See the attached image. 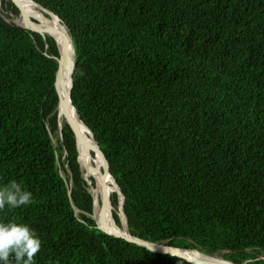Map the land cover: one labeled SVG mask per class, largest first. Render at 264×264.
<instances>
[{
  "label": "trees",
  "instance_id": "16d2710c",
  "mask_svg": "<svg viewBox=\"0 0 264 264\" xmlns=\"http://www.w3.org/2000/svg\"><path fill=\"white\" fill-rule=\"evenodd\" d=\"M35 1L72 34V101L112 162L131 233L264 264V0ZM2 7L0 184L22 181L34 202L0 218L36 230L38 264H199L97 227L67 123L59 138L58 64Z\"/></svg>",
  "mask_w": 264,
  "mask_h": 264
},
{
  "label": "water",
  "instance_id": "95a60500",
  "mask_svg": "<svg viewBox=\"0 0 264 264\" xmlns=\"http://www.w3.org/2000/svg\"><path fill=\"white\" fill-rule=\"evenodd\" d=\"M11 3L15 8L18 10V14L16 15V18L13 20L15 23H17L19 26L26 28L27 30H30L32 32H36L42 36V38L45 41V50L44 54L51 60H54L57 62L58 67L56 71V80H55V89L56 93L58 96V116L59 113H63L64 115V123H67L71 130L74 133L75 136V141H76V146L78 150V160L81 164L82 169L87 172H92L95 176L94 178L96 179L97 177L100 178L101 180V203H102V208L106 211L107 215L110 216V229L105 228L103 225L100 224L98 219L95 216V208H96V202L94 199V207H93V214L92 217L96 221V225L99 229L102 231L114 235L116 237L124 238L125 240L138 244L142 247H145L149 249L150 251L153 252H159V253H164V254H170L172 256H177L183 259H186L190 262H196L199 264H237L233 261L224 259V260H215L213 254H208L204 251H202L199 248H188V247H183L177 244H172L171 242L168 241H163V242H155L151 241L148 239H144L141 237H138L134 234L131 233L129 226L127 225L126 227L124 224L121 222V224L118 222L115 216V207L112 202V194L110 193V190L108 188V185L106 184L105 180L108 175H111L114 178L115 184L117 188L115 189V193L118 194L119 196V203L121 200L124 201L125 203V195L115 179L113 175V165L110 160V158L106 155L104 150L101 148L100 144L96 140L92 130L90 129L89 126H87L88 130L92 134L95 140V144H89L88 141L86 140V135L80 130L79 126L77 125V122L75 121L74 113L72 112V109L76 110V107L72 101V90L74 87V70L76 67V54H75V44L73 41L72 34L70 33L67 25L62 21L59 15H57L55 12L47 8L46 6L40 4L39 2L35 0H29L37 4L42 10L45 11L47 16L53 17L57 19L58 22V30L60 34L62 35L64 42H65V48H64V54L61 53L60 48L58 47L57 41H56V46L58 49L59 54H50L48 53V49L50 47L49 43V38L51 37L50 29L49 26L38 19H36L29 11L28 9L24 6L23 2L21 0H10ZM19 21H25V23H20ZM27 22V24H26ZM31 22V24H30ZM52 32V31H51ZM56 40V39H55ZM62 54V55H61ZM61 56V57H60ZM64 61L67 63L68 62L73 64L68 70V87L65 89V93L62 95L60 91V87L63 83L64 79V73H65V68H68L65 66ZM61 64V65H60ZM63 65V66H62ZM79 115V114H78ZM80 116V115H79ZM81 118V117H80ZM82 122H84L81 119ZM85 123V122H84ZM62 133V132H61ZM51 137L53 139V142L56 143L57 139L54 137V135L51 132ZM93 156L96 158L94 161V165L89 166L85 162V168L82 166L81 163V158L83 157L86 159L87 157ZM99 162L104 163V167L100 166ZM84 174V173H83ZM85 177V175H84ZM86 181L88 182L91 190V182L85 177ZM74 208L76 209V212H81L80 209H78L74 203H73ZM122 227V229L120 228ZM187 251H196L199 252L202 255L201 259L195 258L193 256H189L187 254ZM214 259V260H213Z\"/></svg>",
  "mask_w": 264,
  "mask_h": 264
},
{
  "label": "clouds",
  "instance_id": "9594fccd",
  "mask_svg": "<svg viewBox=\"0 0 264 264\" xmlns=\"http://www.w3.org/2000/svg\"><path fill=\"white\" fill-rule=\"evenodd\" d=\"M34 202L33 193L15 179L0 184V212ZM42 240L28 223L0 218V264H38Z\"/></svg>",
  "mask_w": 264,
  "mask_h": 264
},
{
  "label": "bare ground",
  "instance_id": "6f19581e",
  "mask_svg": "<svg viewBox=\"0 0 264 264\" xmlns=\"http://www.w3.org/2000/svg\"><path fill=\"white\" fill-rule=\"evenodd\" d=\"M21 1L23 2L24 6L28 9V11L36 19L45 22L49 26V29H50L49 33L52 36H54L57 39V41H59V44H60V47H61V53L64 54L65 42H64V39H63L62 35L60 34V32L57 31L58 30L57 19L47 16L45 11L42 10L34 2L29 1V0H21ZM26 24H27V22H26ZM30 24H31V22H30ZM63 62L65 64V66H67V63L64 61V59H63ZM71 66H73L72 62L71 63L68 62V66H67L68 68H65L63 83H62V85L60 87V91H61L62 95L65 93V89L68 87V80H67L68 74H69V70L68 69ZM72 112L74 113L75 121L77 122V125L79 126L80 130L86 135V140L88 141V143L92 144V145L95 144L96 142L94 140V137L92 136V134L88 130V128L85 125V123L81 121V118L78 115L77 111L72 109ZM58 121H59V130H60V133H61L62 132V128H63V124H64V115H63L62 112L59 113ZM95 160H96V158L93 157V156L87 157L86 159H84L82 157L81 158V163H82V166L85 168V162L87 164H89V166H92V165H94V161ZM99 164H100L101 167L102 166L104 167V163L103 162H99ZM83 172H84L85 177L91 182V192H92V194L94 196V199H95V202H96L95 216H96V218L98 219V221L100 222L101 225H103L105 228L110 229L111 228L110 227L111 218H110V216L107 215L106 211L102 208V203H101V194H102V192H101V180H100V178L97 177L96 178L97 181L95 183H93V178H94L95 175L92 172L85 171V169L83 170ZM112 181L115 184L114 178L111 175H108L106 180H105V182L108 185L109 190L111 189L110 188V182H112ZM115 186H116V184H115ZM119 204H120V208H119L120 212H118V213H119L120 219L122 220V223L126 227L128 225V222H127L126 215H125V213L123 211V200H121V202ZM120 228L122 229L121 226H120ZM187 254L189 256H193V257L198 258V259L202 258V255L199 252H196V251H187ZM214 258H216L215 260H224L225 259L223 256H219V255H214Z\"/></svg>",
  "mask_w": 264,
  "mask_h": 264
},
{
  "label": "rangeland",
  "instance_id": "374dc122",
  "mask_svg": "<svg viewBox=\"0 0 264 264\" xmlns=\"http://www.w3.org/2000/svg\"><path fill=\"white\" fill-rule=\"evenodd\" d=\"M0 11L3 13V7H2V0H0ZM5 13V12H4ZM3 13V15L5 16V14ZM12 16V15H11ZM5 17H7V16H5ZM14 18H16V16L14 15ZM13 19V18H12ZM7 20L8 21H10L11 20V18H7ZM19 22H21V23H25V21H19ZM59 138L62 140V133H59ZM94 180L95 181H97V179H95L94 178ZM110 193L113 195V193H115V189L117 188L116 186H115V184H114V182L112 181V182H110ZM111 195V196H112ZM119 208H120V204H119V207H118V212H120L119 211ZM121 222H122V220H121ZM219 256H221V255H219Z\"/></svg>",
  "mask_w": 264,
  "mask_h": 264
}]
</instances>
